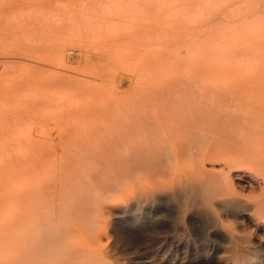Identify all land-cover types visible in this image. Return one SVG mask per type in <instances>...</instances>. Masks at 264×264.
<instances>
[{
    "label": "rangeland",
    "instance_id": "obj_1",
    "mask_svg": "<svg viewBox=\"0 0 264 264\" xmlns=\"http://www.w3.org/2000/svg\"><path fill=\"white\" fill-rule=\"evenodd\" d=\"M215 89L236 95L238 100L233 95L232 100L239 106L244 103L241 107L230 103H234L230 95V102L225 101L239 110L259 103L258 108L264 112V0H0L2 155L13 152L25 163L34 153L35 143V153H42L40 147L46 153L50 146L70 144L64 139V126L59 127L62 124L77 125L87 123V119L104 122L113 118L112 109L117 106H159V102L167 103L174 95L182 99L185 93L181 91ZM31 156L27 161L30 164ZM26 163L23 167L32 170ZM31 186L25 190H39L32 194L37 198L32 199L34 207L40 201L42 185L34 189ZM168 205L143 207L135 215L93 213L89 223L108 236L98 246L101 255L104 253L100 264H186L180 261H187L192 256L190 251L181 246L178 236L161 232L176 222L174 205ZM38 206L32 208V213ZM145 211L166 217L163 224L154 220L146 228L133 225L131 222L143 218ZM16 217L6 216L3 224L11 221L6 224L16 229ZM119 227L136 240L135 247L127 245L129 238L121 239ZM249 229L252 233L248 230L246 234L258 236ZM185 235L192 244L204 242V251L195 252L199 258L208 254L218 264L221 257H226L225 245ZM8 237L4 242L14 240ZM81 237L73 242L83 244L88 240L84 233ZM114 240H118L117 246ZM7 243L5 249L9 248ZM263 251L257 252L261 258ZM10 253L0 257H8L1 261L18 264Z\"/></svg>",
    "mask_w": 264,
    "mask_h": 264
},
{
    "label": "bare ground",
    "instance_id": "obj_2",
    "mask_svg": "<svg viewBox=\"0 0 264 264\" xmlns=\"http://www.w3.org/2000/svg\"><path fill=\"white\" fill-rule=\"evenodd\" d=\"M181 92L185 93L182 99L169 96L167 103L159 102V106L113 107V118L105 117L104 122L94 123L92 118L93 122L87 119L90 123L62 124L59 127L64 126V139L70 144L60 140L63 146L56 145L59 148L45 146V152H50L46 155L41 147L42 153H35V143V155H30L32 163L27 162L29 155L28 164L25 162L32 170L24 168V161L13 152L3 153L0 251L1 255L7 252L0 257L11 252L18 264H100L104 253L101 255L98 246L104 244L107 235L89 223L93 213L135 215L143 207L167 203L174 205L176 222L161 232L178 236L181 246L192 255L180 262L216 264L206 253L199 258L195 252H203L206 246L204 242L192 244V239L183 237L190 233L194 239H213L225 245L226 257L222 255L218 264H264V258L257 253L264 250V112L258 108L259 99L255 101L258 106L246 103L249 106L239 110L236 107L240 103L232 100L230 92ZM236 97L233 99L238 100ZM54 148V154L60 151L52 158ZM40 184L42 203L38 199L40 206L36 201L38 205L34 207L38 208L32 213L35 193L32 194ZM27 186L34 190H25ZM10 215H18L16 229L6 224L11 221L3 224ZM165 218L145 211L142 220L135 218L131 223L145 227L154 220L163 224ZM249 227L258 236L246 234ZM117 232L122 240L129 238V247H135L136 240L127 237L123 229L119 227ZM83 233L88 237L85 244L73 242ZM8 234L14 238H10L12 243L9 240L11 246L6 241ZM3 239L10 250L3 247Z\"/></svg>",
    "mask_w": 264,
    "mask_h": 264
}]
</instances>
